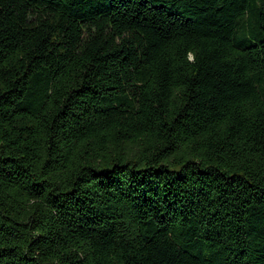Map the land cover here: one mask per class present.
<instances>
[{"label": "trees", "instance_id": "1", "mask_svg": "<svg viewBox=\"0 0 264 264\" xmlns=\"http://www.w3.org/2000/svg\"><path fill=\"white\" fill-rule=\"evenodd\" d=\"M0 264H264V0H0Z\"/></svg>", "mask_w": 264, "mask_h": 264}]
</instances>
